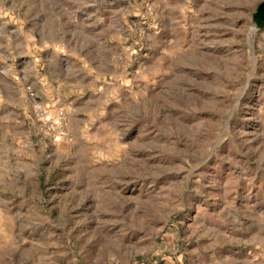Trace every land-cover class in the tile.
<instances>
[{
  "label": "rangeland",
  "instance_id": "obj_1",
  "mask_svg": "<svg viewBox=\"0 0 264 264\" xmlns=\"http://www.w3.org/2000/svg\"><path fill=\"white\" fill-rule=\"evenodd\" d=\"M264 0H0V264H264Z\"/></svg>",
  "mask_w": 264,
  "mask_h": 264
},
{
  "label": "water",
  "instance_id": "obj_2",
  "mask_svg": "<svg viewBox=\"0 0 264 264\" xmlns=\"http://www.w3.org/2000/svg\"><path fill=\"white\" fill-rule=\"evenodd\" d=\"M254 18L258 24H264V1L258 5Z\"/></svg>",
  "mask_w": 264,
  "mask_h": 264
}]
</instances>
